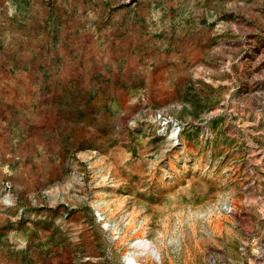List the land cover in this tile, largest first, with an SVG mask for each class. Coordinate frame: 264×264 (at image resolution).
<instances>
[{"label":"rangeland","instance_id":"rangeland-1","mask_svg":"<svg viewBox=\"0 0 264 264\" xmlns=\"http://www.w3.org/2000/svg\"><path fill=\"white\" fill-rule=\"evenodd\" d=\"M152 248L264 264V0H0V264Z\"/></svg>","mask_w":264,"mask_h":264},{"label":"bare ground","instance_id":"bare-ground-1","mask_svg":"<svg viewBox=\"0 0 264 264\" xmlns=\"http://www.w3.org/2000/svg\"><path fill=\"white\" fill-rule=\"evenodd\" d=\"M138 242L133 243L132 247H140V245L142 244L139 245ZM147 261L153 264H162V255L158 250L152 248L148 249L145 253L131 250L128 254L124 256L125 264H146Z\"/></svg>","mask_w":264,"mask_h":264}]
</instances>
